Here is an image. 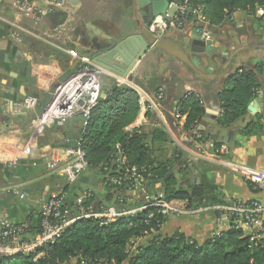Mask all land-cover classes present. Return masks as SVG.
Instances as JSON below:
<instances>
[{
  "label": "crops",
  "instance_id": "0c3cea01",
  "mask_svg": "<svg viewBox=\"0 0 264 264\" xmlns=\"http://www.w3.org/2000/svg\"><path fill=\"white\" fill-rule=\"evenodd\" d=\"M31 1L35 11L29 17L19 13L15 0H0V227L4 221L11 225L34 221L38 217V205L61 190L67 194L66 202L71 200L69 205H75L79 198L74 200L71 188L77 190L79 197L98 182L97 176L87 170L75 185L69 186L63 177L45 167V161L51 157L64 160L65 149L80 141V117L61 127L52 126L31 141L32 124L49 102L53 90L75 70L71 69L69 51L78 49L82 41L89 44V34L99 45L108 42L106 37H136L137 31L145 27L149 14L158 8L154 0ZM166 12L172 16L175 9L168 7ZM262 17L263 12L258 8L254 14H233L231 21L211 36L214 51L209 53L200 52L204 51L201 46L192 43L195 38L187 33L188 26L183 31L169 30L163 39L183 49L186 56L178 58L173 53L152 49L137 63L134 84L150 94L163 90L162 112L166 122L163 128L182 151L189 138L183 130L186 117L178 121L173 114L178 101L191 92L202 103L204 113L209 111L213 117L204 123L201 119L195 129L211 137L207 142L211 149L232 161L264 171V92L256 93L259 111L251 121L248 114L235 126L221 129L217 125L222 113L219 95L226 80L241 70L257 73L264 69V47L259 46L264 44ZM23 34L32 39L30 45L22 43ZM137 44L140 43L137 41ZM134 47L137 48L135 43ZM103 80V92L113 84L125 83L107 72ZM29 96L37 100L34 111L16 112L14 104ZM152 116L139 110L135 122L126 131L158 127V121L154 125ZM256 119L261 125V134L245 140L241 132L251 122H257ZM216 143L220 145L214 147ZM26 144L32 149L29 156L22 154ZM184 152L188 155L183 158L184 167L193 164L198 184L204 187L200 206L239 199L264 204V190H254L241 177L215 164L200 167L197 159ZM151 189L159 190L160 186L152 185ZM95 190L96 198L106 203L113 197L103 193L98 185ZM232 223L231 217L222 211H209L196 217H168L154 236L166 240L181 233L202 245L215 233L235 231Z\"/></svg>",
  "mask_w": 264,
  "mask_h": 264
},
{
  "label": "trees",
  "instance_id": "16d2710c",
  "mask_svg": "<svg viewBox=\"0 0 264 264\" xmlns=\"http://www.w3.org/2000/svg\"><path fill=\"white\" fill-rule=\"evenodd\" d=\"M189 4L201 8V14L211 36L227 25L233 14L237 12L254 14L257 8L264 9V0H189ZM262 18L264 19V13ZM186 19L192 20L191 17L184 18ZM257 75L262 77L258 78ZM259 90L264 92V69H259L257 73L241 70L240 73L229 77L219 95L222 113L217 122L218 127L223 129L235 126L247 118V106L257 97L256 93ZM104 93L105 98L92 112L85 131L80 135V147L88 163V170L98 178V182L85 192L82 206L97 210L99 207L110 206L109 203L113 199L114 207L126 206L122 194L130 188V183L123 182L118 186L113 185L110 180L121 177L122 174L117 172L114 165L115 146L118 145L129 165L137 168L145 179L146 191L150 192L152 185H158L159 191L166 198L187 200L191 207H200L204 187L188 182L186 186H181L185 168L183 158H187L188 155L172 145L165 129L151 127L126 131L135 122L139 113L136 93L131 89H121L116 84ZM177 107L178 113L186 117L183 130L191 138L192 143H207L211 137L204 132H197L199 138L192 135L204 114L200 100L195 96H189L186 100L182 98L178 101ZM151 119L155 125L157 122L155 116ZM256 126V121L251 122L241 134L249 133ZM192 143L187 141V146L192 148ZM219 145L220 143H216L214 147ZM156 146L157 151L166 153L165 157L168 159L161 161V156L159 159L154 157ZM97 185L98 188H102L103 193L113 195L110 202L106 203L107 201L96 198ZM76 191L74 187L70 190L74 200L81 198V195L79 197L76 195ZM77 208L76 201L75 205H69L65 201L59 211L61 218L65 213H75ZM150 214L153 215L152 218L148 217ZM234 220L232 217L231 221ZM41 221L38 213L34 221L28 220L24 223L26 228L20 224L15 226L21 229L20 238L23 243H31L41 234ZM59 221L50 220L52 225L59 224ZM164 221L156 210L144 211L133 218L121 219L107 228L100 227L97 221H79L52 245L43 248L38 258L34 259L33 256L0 258V264H264V239L252 241L250 237L230 230L202 245L181 233H175L170 239L161 240L155 237L154 233L160 230ZM145 234L150 235L149 239L135 247L133 243L136 240H143Z\"/></svg>",
  "mask_w": 264,
  "mask_h": 264
},
{
  "label": "built area",
  "instance_id": "2783aa9c",
  "mask_svg": "<svg viewBox=\"0 0 264 264\" xmlns=\"http://www.w3.org/2000/svg\"><path fill=\"white\" fill-rule=\"evenodd\" d=\"M16 9L24 16H29L35 11L31 0H15ZM175 9V13L170 16L167 12L163 16L153 18L148 31L157 40L163 39L167 31H183L188 26L187 33L191 38L201 41H212L204 17L201 14L199 6H191L189 0H172L168 6ZM259 9V8H258ZM264 13V9H260ZM186 16V17H185ZM184 20V18H190ZM189 23V25H188ZM45 40V39H42ZM46 41V40H45ZM71 63L76 59L79 64L73 73L62 83H60L51 93L50 100L41 110L40 114L34 120L31 128L30 140L40 138L47 129L52 126H64L74 117H80L82 122V133L85 131L88 120L92 112L99 106L102 100L100 95L102 91V79L104 71L94 66L86 59L78 58L75 51L68 52ZM126 84L129 89L134 91L138 97L137 103L139 110L145 113L153 114L158 126L166 127V122L162 112V103L164 92L162 89L157 90L154 94L145 92L142 88L134 83H116L119 87ZM105 94V93H104ZM106 96V95H105ZM193 93H187L183 98L186 100ZM37 100L34 97H26L23 101L15 103L14 108L18 113H29L34 111ZM173 117L180 121L183 117L178 113V107L174 109ZM192 135L200 136L197 130H193ZM188 142L192 143L191 138ZM208 143H192V148L187 145L183 147L192 158H203L211 164L227 170L230 173L238 175L247 183L254 187V190H264V171L255 169L228 159L225 154L211 149L203 152V148ZM29 144L22 149V154L29 156L31 152ZM65 159L59 160L57 157H51L45 161V167L48 171L63 177L69 186L77 183L81 175L89 169L85 160L84 152L80 147V141L76 142L75 148L65 149ZM114 165L117 172L122 173L121 177L112 178L113 185L120 186L123 182H129V189L139 192L143 199L139 206L131 209L116 208L112 205L99 207L95 210L92 207L82 206L85 193L81 195L76 202L77 211L73 214L65 213L61 218L60 209L66 201L67 194L61 190L51 195L48 200L38 205V211L42 218V232L31 243H23L20 238L21 229L16 225H11L8 221L1 223L0 227V258H16L19 256H33L34 259L40 256V251L48 245H52L58 240L71 226L79 221H97L100 227H109L121 219L133 218L144 211L156 210L159 215L166 219L168 217H196L209 211H222L235 220L232 221L236 232L250 237L252 241L264 239V204L252 200H228L225 202L205 205L200 207H191L187 200L176 198H166L158 191L154 195L145 190L146 181L141 176L137 168L130 166L127 158L121 153L118 145L115 146ZM107 171L106 168H103ZM143 172V171H141ZM157 186V185H156ZM132 199V198H131ZM152 218L153 215L148 216ZM58 219L59 224L52 225L50 220ZM26 228V224H20ZM130 226V224H129ZM151 233H153L151 231ZM155 234V233H154ZM145 238L150 235L145 234ZM221 237L220 233H215L212 239ZM144 238V239H145ZM149 239V238H148ZM139 240L133 245L136 247ZM132 246V247H134ZM133 249V248H132Z\"/></svg>",
  "mask_w": 264,
  "mask_h": 264
},
{
  "label": "water",
  "instance_id": "95a60500",
  "mask_svg": "<svg viewBox=\"0 0 264 264\" xmlns=\"http://www.w3.org/2000/svg\"><path fill=\"white\" fill-rule=\"evenodd\" d=\"M171 2L172 0H154V3L158 6V8L154 9L153 13L149 14L146 19L145 27H142L137 31L135 35L136 37L126 35H123L120 38L106 37L108 42L99 45L96 43V39L93 37V35L89 34L88 38L91 40V42L89 41L88 44L86 41H82V44H79L80 47L75 50L77 57L89 60L94 66L102 69L104 72L114 75L119 80L130 83H134L135 81L133 74L134 70L137 68V63L143 60L148 52H150L152 49L164 50L169 54H175L178 58H183L186 56L183 49L165 39L157 40L148 31V27L153 18L163 16ZM21 39L22 43L25 45H30L33 42L31 38L24 34L21 35ZM73 41L75 42V39ZM137 41L140 44H137ZM133 43L137 45V48H132ZM192 43L200 45L204 50L200 51L202 53L214 51V46L210 40L201 41L199 39H195L192 41ZM259 46L264 47V44ZM173 49L174 51H172ZM1 55L4 54L1 53ZM191 55L194 56V54ZM78 64V60L75 59L72 63L71 69H75ZM119 88L124 90L129 89L126 84L120 85ZM100 97L101 99H104L105 94L101 93ZM258 111V104L254 99L247 106V112L249 114L250 121L253 119V116L258 114ZM212 118L213 117L209 115V111H205L202 122L204 123L205 121ZM75 144L76 142L71 143L72 149L75 148Z\"/></svg>",
  "mask_w": 264,
  "mask_h": 264
},
{
  "label": "rangeland",
  "instance_id": "374dc122",
  "mask_svg": "<svg viewBox=\"0 0 264 264\" xmlns=\"http://www.w3.org/2000/svg\"><path fill=\"white\" fill-rule=\"evenodd\" d=\"M29 17H30V15H29ZM103 79H102V84H103ZM256 127L254 128H252L251 130H250V132L249 133H247V134H241L240 136H242L245 140H249L250 138H252L253 139V137L254 136H256V137H259L258 136V134L260 135L261 134V125L260 124H258V120H257V122H256ZM159 127V126H158ZM161 127V126H160ZM172 143V145L173 146H176V144H175V142H171ZM159 145H161L162 147L164 146V145H162V144H159ZM170 147V146H169ZM177 147V146H176ZM178 148V147H177ZM158 149H157V146L154 148V157L156 158H158L159 159V157L161 156L162 158H161V161H164V159L165 158H167V157H165V155H166V153H162V152H158L157 151ZM207 150H210V144L208 143V145L206 146V147H204L203 148V152H205V151H207ZM168 154V153H167ZM225 156H227V155H225ZM168 159V158H167ZM197 159V158H196ZM198 160V166H200V167H204V166H207L208 164H211V163H209L208 161H206V160H204L203 158H198L197 159ZM207 163V164H206ZM245 165V164H244ZM248 166V165H247ZM181 169H183V166H181L180 167ZM183 172H184V175H183V178L186 180H181V183H184V185L186 186V184H188L187 182L188 181H190V182H192V183H195V184H198L199 183V180H198V176H197V174H196V171H195V168H194V166H193V164H189V167H185L184 168V170H183ZM154 189H156V188H154ZM159 190H153V189H151V192H150V195H154V194H156L157 192H158ZM115 198V197H114ZM122 198H125L124 200H126V206H122V208H125V209H129L128 207H133L134 208V206L136 205V204H140L141 203V201H142V199H143V195H141L139 192H135V191H133L132 189L130 190V189H128V190H126V191H124V193L122 194ZM132 198V199H131ZM109 205H112V206H114L115 205V201H114V199L109 203ZM205 206V205H204ZM136 207V206H135ZM131 209V208H130ZM77 264V263H76Z\"/></svg>",
  "mask_w": 264,
  "mask_h": 264
}]
</instances>
